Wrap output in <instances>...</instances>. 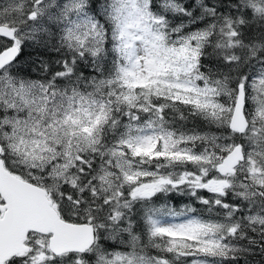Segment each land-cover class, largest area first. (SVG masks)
Instances as JSON below:
<instances>
[{"label":"snow or ice","instance_id":"6c2138e0","mask_svg":"<svg viewBox=\"0 0 264 264\" xmlns=\"http://www.w3.org/2000/svg\"><path fill=\"white\" fill-rule=\"evenodd\" d=\"M0 264H264V0H0Z\"/></svg>","mask_w":264,"mask_h":264}]
</instances>
